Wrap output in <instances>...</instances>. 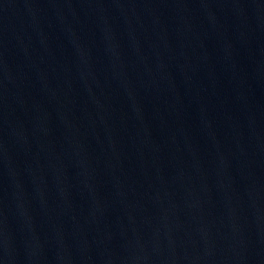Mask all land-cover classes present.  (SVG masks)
<instances>
[{
    "label": "water",
    "instance_id": "water-1",
    "mask_svg": "<svg viewBox=\"0 0 264 264\" xmlns=\"http://www.w3.org/2000/svg\"><path fill=\"white\" fill-rule=\"evenodd\" d=\"M0 264H264V0H0Z\"/></svg>",
    "mask_w": 264,
    "mask_h": 264
}]
</instances>
